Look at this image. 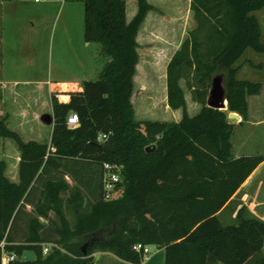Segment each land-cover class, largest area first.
Returning <instances> with one entry per match:
<instances>
[{"label":"trees","instance_id":"16d2710c","mask_svg":"<svg viewBox=\"0 0 264 264\" xmlns=\"http://www.w3.org/2000/svg\"><path fill=\"white\" fill-rule=\"evenodd\" d=\"M65 1L83 4L84 42L98 44L105 63L95 81L66 86L68 102L51 94L49 142L28 139L8 127L6 115L0 118L7 147L0 161V244L16 256L9 264H90L96 252L110 253L118 264H142L146 258L136 245L163 249L164 264H264L263 221L243 208L234 225L217 218L264 162V153L232 157L235 125L228 119L235 113L239 124L246 122L247 98L262 88L238 79L237 63L246 51L264 55L254 15L264 0H190L196 28L166 67V102L181 111L178 122L135 120L137 36L153 10L148 1L135 0L131 20L126 0ZM191 70L198 81L190 87L193 101L200 106L193 116L179 84ZM220 70L227 111L206 107ZM70 113L78 117L74 129L66 124ZM105 164L116 167L120 179L114 189L120 195L109 200ZM26 252L32 261L23 260ZM1 256L0 248V264Z\"/></svg>","mask_w":264,"mask_h":264},{"label":"rangeland","instance_id":"374dc122","mask_svg":"<svg viewBox=\"0 0 264 264\" xmlns=\"http://www.w3.org/2000/svg\"><path fill=\"white\" fill-rule=\"evenodd\" d=\"M8 1L11 4L9 3L10 6L2 20L4 25H1L7 48L5 55L7 61L14 62L11 59L19 60L20 56L29 57L28 53L31 51L32 56L44 61L42 70L50 71L54 78L56 74L58 75V71L61 72L62 75L57 78L63 82L97 79L105 60L100 55L98 44L84 42V7L81 2L58 0L50 3L48 2L50 0H42L37 4L34 0ZM148 3L152 5L153 10L147 14L137 36L140 61L133 97L137 112L135 120L138 121L139 118L141 121L142 119L173 120L181 116V111L169 110L166 104V67L181 44L188 38L189 33L196 28V21L190 10V0H148ZM126 8L127 20H131L136 13V2L126 0ZM254 15L259 21L261 41L264 43V9ZM66 39L73 43L76 55L70 53ZM19 41H23L25 45L21 44L19 48ZM29 42L34 44L28 45ZM237 65L240 66L238 79L259 82L264 87V55L246 51ZM216 74L224 76V71L220 70ZM179 84L185 95L187 113L193 116L200 106L194 103L193 90L190 88L198 87V81L193 77L192 70L186 72ZM253 100L254 97L248 98L250 106L256 110L257 102L251 103ZM230 121L236 122L231 119ZM13 126L11 123L8 127L12 130ZM259 129L260 141L264 144V128ZM4 143L0 139V161L7 155V147ZM8 143L15 147L12 141ZM119 195L120 191L117 190L113 197ZM148 250L145 264L152 260L154 264H159L160 262H157L159 258L163 259L164 264V250L159 251L152 245L148 246ZM92 259L90 264L119 263L114 256L106 252H96L92 255Z\"/></svg>","mask_w":264,"mask_h":264},{"label":"crops","instance_id":"0c3cea01","mask_svg":"<svg viewBox=\"0 0 264 264\" xmlns=\"http://www.w3.org/2000/svg\"><path fill=\"white\" fill-rule=\"evenodd\" d=\"M40 2L35 3L38 4ZM48 2H58V0H50ZM9 3L10 2L7 0H0V118L6 115L7 123H12L14 125L13 129L20 135H24V137H30L28 139L44 138L49 142L52 132V114L50 104L51 94L54 92L56 93L59 101L68 102L69 97L64 93L65 89L68 88L66 86H71L73 84L78 85L82 81L63 82V80L57 78V76L62 75V73L59 71L58 75L56 74L55 76L57 79H59L57 80L54 78V76H52L53 73L42 70L41 67L44 61L42 62L41 58L34 57V55L32 56L31 51L28 53L29 57L20 56L21 58H19V60L11 59L14 62H9L6 60L5 55H7V48L4 42L3 33L1 31V25H4L2 20L5 17L4 14L8 9V6H10ZM66 40H68L66 44L69 45L70 53L72 55H76V51L73 48V43L69 39ZM21 44L23 46L25 45L23 41H19V48L21 47ZM32 44L34 43H28V45L31 46ZM138 65L139 62L137 64L136 73L133 78L134 91L131 98L135 116L137 112L134 107L133 97L135 95L136 89L135 82L138 72ZM38 66H40V68H38ZM262 88L259 95L250 96L254 97V100L251 103L257 102L255 106L256 110L252 109L250 106V103L248 102V98L250 97H248V120L242 124H239L241 122L240 118L239 121L234 123L235 127L230 140L231 154L233 158L264 153V144H262L259 137V128H264V87ZM173 111L177 112L180 110ZM181 116L173 120H165L164 122H178L181 119ZM144 121L152 120L142 119V121L140 120L139 122ZM17 156L18 155L16 154L13 162L10 164L13 180H15L16 177V169L19 161ZM241 208L245 209L247 214L254 216L264 222V162H262L252 172V174L232 196L230 201L217 214V218L221 225H234L236 223L237 214ZM158 250L162 251L163 249ZM262 251L264 254V246ZM157 260V262H160L159 264H163L162 258ZM146 261L147 258L142 264H145ZM152 263L153 260L147 264Z\"/></svg>","mask_w":264,"mask_h":264},{"label":"built area","instance_id":"2783aa9c","mask_svg":"<svg viewBox=\"0 0 264 264\" xmlns=\"http://www.w3.org/2000/svg\"><path fill=\"white\" fill-rule=\"evenodd\" d=\"M42 0H35V2H40ZM66 124L69 128L74 129L78 126V117L75 113H70L67 117V121ZM104 138V137H102ZM114 169H116V167L114 166H110L108 164L104 165V177H103V192H104V197L105 199L109 200L113 197V195L116 193L114 191L115 189V184L117 182H119V176L114 173ZM3 247H4V243L0 244V248L2 250V256H1V264H9L11 262H13L16 259V256L14 254H6L3 251ZM133 250L140 252H143V255L145 258H147L148 254H149V250L147 247H142L141 245H136L133 247ZM48 253V247L44 246L43 247V254H47Z\"/></svg>","mask_w":264,"mask_h":264},{"label":"water","instance_id":"95a60500","mask_svg":"<svg viewBox=\"0 0 264 264\" xmlns=\"http://www.w3.org/2000/svg\"><path fill=\"white\" fill-rule=\"evenodd\" d=\"M225 85H224V77L221 74H216L212 77L210 83V89L208 92V96L206 99V107L219 110V111H227V101L225 98ZM228 119L239 121L240 117L235 113H229ZM150 147L146 148V151H149ZM34 255L32 252H26L23 255L24 261H32Z\"/></svg>","mask_w":264,"mask_h":264}]
</instances>
